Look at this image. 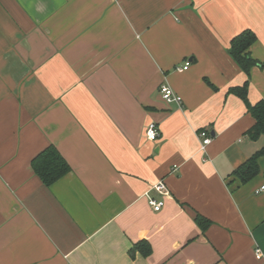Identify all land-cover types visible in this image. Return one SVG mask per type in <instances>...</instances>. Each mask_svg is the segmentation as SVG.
I'll use <instances>...</instances> for the list:
<instances>
[{
    "label": "crops",
    "instance_id": "obj_1",
    "mask_svg": "<svg viewBox=\"0 0 264 264\" xmlns=\"http://www.w3.org/2000/svg\"><path fill=\"white\" fill-rule=\"evenodd\" d=\"M245 30L255 104L264 0H0V264H260L264 156L247 183L233 175L264 145L229 93L246 80L229 53ZM48 146L70 171L45 186L30 162Z\"/></svg>",
    "mask_w": 264,
    "mask_h": 264
},
{
    "label": "trees",
    "instance_id": "obj_2",
    "mask_svg": "<svg viewBox=\"0 0 264 264\" xmlns=\"http://www.w3.org/2000/svg\"><path fill=\"white\" fill-rule=\"evenodd\" d=\"M255 40L256 36L254 33L250 30H245L235 36L229 46L230 56L246 75V80L243 85L231 88L229 93L237 96L244 103L247 112L254 121L252 127L245 133L251 140H257L261 136L264 137V100L251 104L247 97L250 70L258 64L257 61L251 58L249 53V48ZM263 156L264 145L234 170L233 175L242 184L247 183L258 175V159ZM30 165L35 175L45 186L52 185L70 171V167L54 146H48L42 150L31 160ZM195 220L200 227H204L206 222L204 218L197 215ZM134 251L140 252L143 256H148L151 253V247L147 242L140 241L133 246L132 252Z\"/></svg>",
    "mask_w": 264,
    "mask_h": 264
},
{
    "label": "built area",
    "instance_id": "obj_3",
    "mask_svg": "<svg viewBox=\"0 0 264 264\" xmlns=\"http://www.w3.org/2000/svg\"><path fill=\"white\" fill-rule=\"evenodd\" d=\"M188 66H189V62H185V64L182 67L176 68V70L177 71L186 70L188 68ZM159 93H160L162 100L166 104H170V103H177L178 105L181 104V98L178 95H176L166 83H162L159 86ZM159 136H160V132H159L157 125L153 122L149 123L145 129L146 140H148L150 142H156L158 140ZM197 138L200 140L199 151L201 153H205L207 146L211 143V138L209 137L208 133L205 130H201V131L197 132ZM151 190H153L157 194H159L161 196V199L156 200V199L148 196V192ZM148 192L145 193V195L147 197L148 205L152 208V210L154 212H160L164 206L165 198L169 197V192H168L165 184L162 181H158L151 186V188H150V190H148ZM258 192L264 193V186H262L257 191V193ZM254 256L258 261H260V264H264V256H263L261 250L257 247L254 250Z\"/></svg>",
    "mask_w": 264,
    "mask_h": 264
}]
</instances>
